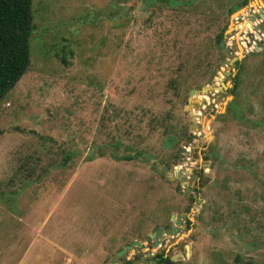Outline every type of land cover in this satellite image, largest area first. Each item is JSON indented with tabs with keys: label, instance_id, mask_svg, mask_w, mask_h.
<instances>
[{
	"label": "rangeland",
	"instance_id": "1",
	"mask_svg": "<svg viewBox=\"0 0 264 264\" xmlns=\"http://www.w3.org/2000/svg\"><path fill=\"white\" fill-rule=\"evenodd\" d=\"M245 1L31 0L28 66L0 100V264H108L131 241L264 264V38L244 45ZM135 248L114 264L150 257Z\"/></svg>",
	"mask_w": 264,
	"mask_h": 264
},
{
	"label": "trees",
	"instance_id": "2",
	"mask_svg": "<svg viewBox=\"0 0 264 264\" xmlns=\"http://www.w3.org/2000/svg\"><path fill=\"white\" fill-rule=\"evenodd\" d=\"M245 4V0H242ZM31 0H0V100L13 87L28 66V38L32 28ZM221 28L213 41L218 47ZM179 83V82H178ZM178 83H172L176 88ZM162 264H170L166 258Z\"/></svg>",
	"mask_w": 264,
	"mask_h": 264
},
{
	"label": "water",
	"instance_id": "3",
	"mask_svg": "<svg viewBox=\"0 0 264 264\" xmlns=\"http://www.w3.org/2000/svg\"><path fill=\"white\" fill-rule=\"evenodd\" d=\"M255 0H250L249 3L245 8H238L236 9L235 11H233L231 14H230V17H235L237 19H240L241 18V13H243L246 9L249 11L248 13V21L251 23V25H248V29L249 32L246 34V39H247V42H245L244 45H248V43H251V46L252 48L256 49L259 45H260V41H258L256 39V36L258 37V33L259 35H262L264 38V0H262V2L260 0H257L256 3H254ZM243 9V10H242ZM231 28V25H230V22L227 24L226 28L224 29L223 31V35L225 34V32L227 30H229ZM219 47H220V50L226 55V56H229L230 55V51H229V48L228 46L226 45V43L223 41V40H220L219 41ZM238 48L242 50V46L241 44L238 45ZM238 60V57L236 55H233L231 56L230 58L228 59H223L220 63L221 64H228V65H231L234 61ZM230 67H227V69H229ZM224 75H229L230 74V71H224L223 72ZM227 83V82H226ZM221 85H222V82H221ZM208 88L206 85H201V87L199 88V92H202V91H206ZM198 95V91L195 89V88H190L187 92V97H186V104L184 105V107L190 103L192 101V97L191 95ZM191 142V138L190 137H187L185 139V142L183 143V146L186 147L188 143ZM195 147H198L197 144H195ZM179 159L177 161L180 160V158L183 156L182 154H179ZM192 158L194 157V154H192L191 156ZM175 163H176V160H175V157H174V161H173V166L175 167ZM202 163L204 165L207 164V161L206 160H203ZM169 173L170 172H175L176 175L179 177V179L181 181H185L186 180V175H183L182 174V171L181 170H178L176 168H173L171 170H168ZM187 171L190 172V168L188 167L187 168ZM191 176L193 178H196V175L194 174H191ZM189 181H185V192H187L189 190ZM200 201V200H199ZM183 214H185V212H183ZM173 218H175V223L177 224L178 223V220H176V218H178V214H171L169 216V219L172 220ZM176 230V227L174 226V224L171 226V229H166L163 233L167 234V235H170L172 236L174 234ZM149 237L152 238V243H151V246L152 247H155L160 239L162 238V229L161 228H156V230H154L153 234H148ZM138 247V248H143L144 247V244L141 243L140 241H132V243L130 244H124L121 248H119L116 252H115V256L110 260V262L108 264H114L115 261L117 260V258H124L125 257V254L127 252V250H130L132 249L133 247ZM183 247H184V254L185 255H188V250H189V247L186 243H183ZM136 252H138V249L135 250ZM175 259V256H170L169 257V260H174Z\"/></svg>",
	"mask_w": 264,
	"mask_h": 264
},
{
	"label": "flooded vegetation",
	"instance_id": "4",
	"mask_svg": "<svg viewBox=\"0 0 264 264\" xmlns=\"http://www.w3.org/2000/svg\"><path fill=\"white\" fill-rule=\"evenodd\" d=\"M263 24H264V22H263ZM192 154H194V153H192ZM192 154H191V156H192ZM194 157H195V154H194ZM187 173H189V175H190V177H192L191 176V174H194V173H191V172H187ZM194 175H196V177L198 178V174L196 173V174H194ZM178 177V176H177ZM187 178V177H186ZM193 179H196V178H193ZM190 182V181H189ZM189 190H190V187H189ZM188 190V191H189ZM187 191V192H188ZM183 215H185V214H183V212H182V217L180 218V216H179V214H178V218H176V220H178V223L176 224L175 223V218H173L172 220H170L169 219V221H173V223H168L166 226H164V227H155L154 229H153V231H152V233H148V234H153V232H154V230H156V228H161L162 229V238L160 239V241H159V243L157 244V245H160V243L161 242H163V240H164V235H167V234H165V233H163L166 229H171V226L174 224V226L176 227V230H175V232H174V234L170 237L171 239H173V237L174 236H176L177 235V226H181L182 224H184V221L186 220V217L185 216H183ZM186 226H183V228H185ZM148 234H147V236H148ZM168 236H170V235H168ZM149 237V236H148ZM151 240H152V238L151 237H149ZM170 241V240H169ZM131 243H132V241H131ZM126 244H130V243H126ZM124 245V244H123ZM122 245V246H123ZM156 245V246H157ZM136 247V246H135ZM121 248V247H120ZM144 248V247H143ZM143 248H138V247H136L135 248V250H137L138 249V252H136L135 251V256H137L138 257V259H143L144 258V256H150L149 258H147L146 260H143V262H141V264H162L163 262L162 261H160L159 259H161V258H166V254L165 253H160V254H157V253H149V252H145V253H143V254H141V252H140V249H143ZM116 252V251H115ZM151 254V255H150ZM170 256H175V259H178L179 257H181V258H184L185 257V254H184V247H183V244H181V246L179 245L177 248H176V250H175V252L174 253H172V255H170ZM170 256H167V258L169 259V257ZM171 261V260H170Z\"/></svg>",
	"mask_w": 264,
	"mask_h": 264
},
{
	"label": "crops",
	"instance_id": "5",
	"mask_svg": "<svg viewBox=\"0 0 264 264\" xmlns=\"http://www.w3.org/2000/svg\"><path fill=\"white\" fill-rule=\"evenodd\" d=\"M248 13L249 11L246 12V14L243 16V20H242V23L244 25L245 28H247L248 26L247 25H251V23L248 21Z\"/></svg>",
	"mask_w": 264,
	"mask_h": 264
},
{
	"label": "bare ground",
	"instance_id": "6",
	"mask_svg": "<svg viewBox=\"0 0 264 264\" xmlns=\"http://www.w3.org/2000/svg\"><path fill=\"white\" fill-rule=\"evenodd\" d=\"M260 1L262 2V0H260ZM256 2H257V0L254 1V3H256ZM218 79H220V77H218ZM220 80H221V79H220Z\"/></svg>",
	"mask_w": 264,
	"mask_h": 264
}]
</instances>
